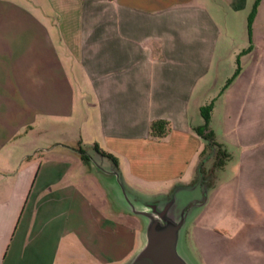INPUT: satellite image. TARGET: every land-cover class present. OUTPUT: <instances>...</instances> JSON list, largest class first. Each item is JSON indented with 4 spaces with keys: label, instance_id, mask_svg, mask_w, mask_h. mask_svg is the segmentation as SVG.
Segmentation results:
<instances>
[{
    "label": "crops",
    "instance_id": "crops-1",
    "mask_svg": "<svg viewBox=\"0 0 264 264\" xmlns=\"http://www.w3.org/2000/svg\"><path fill=\"white\" fill-rule=\"evenodd\" d=\"M94 148L144 197L227 175L219 231L264 239V0H0V264H116L141 244Z\"/></svg>",
    "mask_w": 264,
    "mask_h": 264
},
{
    "label": "water",
    "instance_id": "water-1",
    "mask_svg": "<svg viewBox=\"0 0 264 264\" xmlns=\"http://www.w3.org/2000/svg\"><path fill=\"white\" fill-rule=\"evenodd\" d=\"M102 171L113 177L107 192L114 210L134 217L141 227V246L125 264H191L180 250V240L194 210L206 203L204 180L177 184L165 195L144 197L126 187L114 165Z\"/></svg>",
    "mask_w": 264,
    "mask_h": 264
},
{
    "label": "rangeland",
    "instance_id": "rangeland-1",
    "mask_svg": "<svg viewBox=\"0 0 264 264\" xmlns=\"http://www.w3.org/2000/svg\"><path fill=\"white\" fill-rule=\"evenodd\" d=\"M33 4H38V0H32ZM213 160L210 159L209 165H207L208 169L211 170V167L213 166ZM224 179H222V184H214V193L211 192V190L207 193V199L208 203H204L202 206L196 208L194 210V214L192 218L188 221L186 226L184 227L182 231V236L180 240V250L182 254L186 255V258L191 264H228L226 260H221L218 257V249L221 247H227V245H231V241L233 243V240L235 242L241 243L244 248H246L240 255H237V257L240 259L241 264H264V239H249V238H235L229 237L227 234L228 232H221L219 231L222 227H227V224H222L223 219L220 218L224 215L228 214L232 210V182H225L224 180L228 178L227 175H225ZM205 178L209 179L211 182L214 180V176L211 178V176H206ZM186 179V178H184ZM207 181V180H206ZM143 188H145V184L140 183ZM147 188V187H146ZM136 191H138L136 189ZM201 195V194H199ZM115 217V212L113 213ZM127 222L134 227L135 225L131 220H127ZM216 229V232L221 233V237L215 233V231H212V229ZM115 235L113 237L114 242H118V247L121 246L123 251L130 250V242L127 244V241L124 243L121 242V238H123V232L121 229H116ZM100 235H98V241H100ZM237 240V241H236ZM240 240V241H238ZM112 239L106 237L100 246L104 247L105 250H109L108 247H111ZM116 245H113V248H116ZM126 246V247H125ZM141 244L137 245V247H133L128 253L126 257H128L126 260L125 258L120 262L116 264H125L128 260H130L137 252V250L140 248ZM116 249L112 250V255H110V252L106 253V256H104V260L107 261L110 258H118L122 255L117 254ZM108 264V263H106Z\"/></svg>",
    "mask_w": 264,
    "mask_h": 264
},
{
    "label": "trees",
    "instance_id": "trees-1",
    "mask_svg": "<svg viewBox=\"0 0 264 264\" xmlns=\"http://www.w3.org/2000/svg\"><path fill=\"white\" fill-rule=\"evenodd\" d=\"M209 108V107H207ZM203 119H204V125L206 124L207 122V116L204 114L203 115ZM170 130V127L168 125L167 122H164V121H154V122H151L150 125H149V136L153 139H163L169 132ZM202 138H205V140H207V145L209 146V148L211 150H213V146H214V143L211 141V138L210 137H207V136H202ZM94 150L96 152H98L100 155L102 156H105L106 158H108L112 164L115 166V160L111 157V156H108V155H104L102 152L98 151L97 149L94 148ZM77 151L82 155V160L85 162L86 159H84V155H83V152L80 150V149H77ZM212 152V151H210ZM224 155L221 153H218L216 155V161L218 163V166H221L222 163H223V157Z\"/></svg>",
    "mask_w": 264,
    "mask_h": 264
},
{
    "label": "flooded vegetation",
    "instance_id": "flooded-vegetation-1",
    "mask_svg": "<svg viewBox=\"0 0 264 264\" xmlns=\"http://www.w3.org/2000/svg\"><path fill=\"white\" fill-rule=\"evenodd\" d=\"M84 159H86V161H88V158H86L85 156H84ZM86 161H85V162H86Z\"/></svg>",
    "mask_w": 264,
    "mask_h": 264
}]
</instances>
